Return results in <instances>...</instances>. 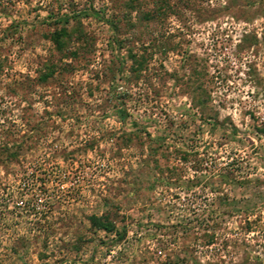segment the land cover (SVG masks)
Returning <instances> with one entry per match:
<instances>
[{
	"label": "rangeland",
	"instance_id": "rangeland-1",
	"mask_svg": "<svg viewBox=\"0 0 264 264\" xmlns=\"http://www.w3.org/2000/svg\"><path fill=\"white\" fill-rule=\"evenodd\" d=\"M65 1L0 0V140L11 134L6 144L23 147L0 163V264L264 255V0L57 7ZM83 8L116 30L80 18L85 42L57 51L52 20ZM130 55L142 59L138 70ZM222 169L233 180L220 182ZM102 213L124 231L118 241L88 226ZM20 235L23 247L13 243ZM77 237L78 251H68Z\"/></svg>",
	"mask_w": 264,
	"mask_h": 264
},
{
	"label": "trees",
	"instance_id": "trees-1",
	"mask_svg": "<svg viewBox=\"0 0 264 264\" xmlns=\"http://www.w3.org/2000/svg\"><path fill=\"white\" fill-rule=\"evenodd\" d=\"M4 1H5L4 4L11 3V0H4ZM83 1H86L88 4L87 5H81L80 7H93V5L91 3L92 0H83ZM106 1L109 4L111 2V0H106ZM141 4L144 5L145 3L141 2L140 0H123V1L120 0V1H118L117 7H125V8L130 9L132 7H142ZM150 4H151L150 7H162V6L167 7L168 6L166 4V0H159V4L156 3V1L152 0ZM2 6H3V4H2ZM75 6H76V3H74L72 0H66L65 2H61V3L58 2L57 7H75ZM99 7H103V5H99ZM98 13H99L98 11L93 10V9H88V10L86 8L79 9V10L71 9L67 13H64L58 17H55L52 20V22H53V24H60V27L51 36V42L53 43V48H55L57 51L63 50L66 48L67 44L71 43L73 40H75V42H77L79 44L85 42V38H86L85 33L83 31H81V29L78 26L75 25V23L78 24V20L80 18H83V17L90 16V17H94V18H99L104 23H106L112 29V31L116 30V26L113 25L114 23L109 18H104L102 15L99 16ZM153 13H155V12L152 11L150 13H147V12L143 13L144 19L145 20L150 19L152 17ZM70 22L74 23V26L70 27L68 29L69 31H66L65 26L69 25ZM70 39H72V41ZM113 41L116 42L115 43L116 47L119 49L120 48L119 46L122 44V43H120V40L113 39ZM130 60L133 63L136 70H138L142 66V59L137 60L135 58V56L130 55ZM49 72L41 74L40 75L41 80L45 79V77L47 76L46 74H50ZM110 79L112 81L114 80V76L112 73H111ZM115 96H116V99H119L118 103L121 104L120 103V99H121L120 97L121 96H119V95H115ZM118 115H119V117H122L123 112L121 110H119ZM9 135H11V134H8V137H10ZM8 137L6 135H3L2 139L0 140V163L9 162V161L14 160L15 158H17L18 154L21 152V150L23 148L21 145L11 146V145L6 144L4 139H6ZM165 170H169V169L166 168ZM222 170H223L222 172H217L215 174L220 182L225 183L227 181L233 180V177L231 176L229 171H226L224 169H222ZM241 181L249 182V180L246 178H242ZM242 183L243 182L238 181V184H242ZM22 204L25 205V207H27V208L29 206V205H27V203H22ZM50 206H51L50 204L46 203V210H49ZM30 207H31V205H30ZM30 210H33V207L30 208ZM35 212L36 211H33V213H35ZM86 221L88 223V226L91 229L99 230L105 234H112L114 236V239H113L114 241L115 240L118 241L124 233L123 230L118 231L115 228L113 221L111 219H109L108 216L104 213H102L99 216L89 215L88 217H86ZM250 224L253 225V221L248 222L247 220H242L243 226L241 228L247 230L249 228ZM31 238H36V236H32ZM42 239H43V241H46V236L43 235ZM26 240H27V238L20 235V236L15 237L13 243H15V244L18 243V245L20 247H23ZM213 240H214V237L211 233H208L205 236L206 244L212 243ZM80 242H81V240L77 237L74 240L72 239V240L66 241L65 245H67L68 251L70 250V251L75 253L79 249ZM222 246L223 247L225 246V242H222ZM263 249H264V245H263ZM9 250L11 251L12 254L16 253V251L13 247H10ZM21 264H28V263L21 261ZM38 264H47V263H45L44 261H40ZM245 264H264V255L259 257L258 255L253 254L251 256L250 261L245 263Z\"/></svg>",
	"mask_w": 264,
	"mask_h": 264
}]
</instances>
